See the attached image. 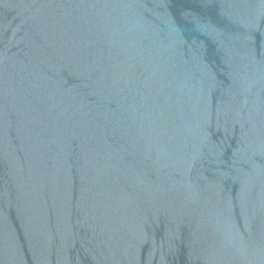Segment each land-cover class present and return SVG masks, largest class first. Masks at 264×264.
<instances>
[{"label":"water","instance_id":"95a60500","mask_svg":"<svg viewBox=\"0 0 264 264\" xmlns=\"http://www.w3.org/2000/svg\"><path fill=\"white\" fill-rule=\"evenodd\" d=\"M0 264H264V0H0Z\"/></svg>","mask_w":264,"mask_h":264}]
</instances>
